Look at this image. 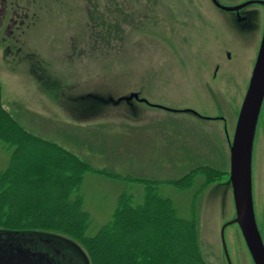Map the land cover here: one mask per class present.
Masks as SVG:
<instances>
[{"label": "rangeland", "instance_id": "374dc122", "mask_svg": "<svg viewBox=\"0 0 264 264\" xmlns=\"http://www.w3.org/2000/svg\"><path fill=\"white\" fill-rule=\"evenodd\" d=\"M89 1L36 0V15L29 13L35 22L20 28L22 42H13L12 48L2 34L8 19L4 21L0 26L3 108L31 134L68 149L95 169L113 170L125 178L85 176L81 194L91 217V233L111 220L124 191L134 196L135 204L142 203L144 189L135 179L161 182L179 179L193 168L213 169L204 172L210 183L196 199L202 176L188 192L163 184L159 192L173 200L183 218H190L196 203L201 257L207 264H227L221 229L235 216L228 140L232 141L248 85L249 58L258 47L259 28L234 34L225 21L223 29L226 17L209 0H115L114 13L108 17L117 30L111 27L110 35L102 19L110 0H98L97 40L91 37L95 33L90 26L96 29L95 24L88 23ZM230 48L236 50L228 60L225 53ZM216 65L224 73L218 72L217 78ZM225 70L240 75L226 76ZM131 94L150 105L125 100ZM167 108L220 115L225 123ZM258 134L254 199L264 241V110ZM8 163L9 154L0 143V171ZM1 232L10 233L6 243L31 247L56 263L91 264L84 247L59 232L0 228ZM224 242L231 264H253L237 225L226 227ZM154 256L160 258L158 253Z\"/></svg>", "mask_w": 264, "mask_h": 264}, {"label": "trees", "instance_id": "16d2710c", "mask_svg": "<svg viewBox=\"0 0 264 264\" xmlns=\"http://www.w3.org/2000/svg\"><path fill=\"white\" fill-rule=\"evenodd\" d=\"M97 2L89 1L88 23L95 24L96 29L90 26L95 33L91 37L98 40L101 20ZM114 2L110 0L104 5L106 15H102L110 35L112 28L117 30L108 17L110 12L114 13L111 9ZM103 38L108 39V35ZM0 143L9 154L8 166L0 171L1 229L67 235L84 247L91 264H207L199 252L196 203L190 218H183L173 200L159 192V185L185 193L202 176L204 181L194 196L196 199L210 183L204 172H214L213 169L197 167L179 179L161 182L135 179L144 189L142 203L135 204L134 196L124 191L117 199L111 220L91 233V217L84 210L81 194L85 176L91 173L124 181L122 175L109 169H95L68 149L31 134L3 108L1 98ZM72 176V181L66 180ZM154 253L160 254V258L156 259Z\"/></svg>", "mask_w": 264, "mask_h": 264}, {"label": "water", "instance_id": "95a60500", "mask_svg": "<svg viewBox=\"0 0 264 264\" xmlns=\"http://www.w3.org/2000/svg\"><path fill=\"white\" fill-rule=\"evenodd\" d=\"M212 2L219 7L215 0ZM222 7V6H221ZM233 11L236 8H222ZM135 99L147 105L145 99H139L136 94H131L125 100ZM264 101V30L261 38L257 58L249 79L237 121L234 128L232 141H229L228 173L231 188L235 217L221 229L223 251L227 264H231L225 242L224 230L230 225H237L243 238L246 249L253 264H264V243L258 230L253 189V149L258 119ZM160 108H164L161 107ZM174 112H190L198 115L192 109L175 110ZM264 155V153H263ZM262 169L264 171V157ZM256 186V184H255ZM10 234V233H9ZM0 233V264H60L56 263L48 254L34 251L31 247L17 246L12 242L6 243L8 235ZM21 235V234H14Z\"/></svg>", "mask_w": 264, "mask_h": 264}, {"label": "flooded vegetation", "instance_id": "af4514ba", "mask_svg": "<svg viewBox=\"0 0 264 264\" xmlns=\"http://www.w3.org/2000/svg\"><path fill=\"white\" fill-rule=\"evenodd\" d=\"M37 1H40V0H37ZM215 1L218 3V5H220L219 7H217L212 2V0H209L210 4L217 10V12L226 17V20H225L224 17L221 16L224 21V24L222 26L223 29L224 28L227 29L225 26V21L230 31H235L234 34H238L240 32H248L255 25H257V28H259L258 36L261 33L259 40L257 38V41L259 42V44H258L257 49L255 47L253 56L249 58V64L251 67L249 72L251 74L254 63H255L256 56L258 54V50L260 47L261 38H262L263 30H264V0H238V1L237 0H215ZM35 4H36V0H0V17H1L0 26H2L4 21L8 19V21L5 23L6 25L2 32V34L3 33L5 34L4 39L6 40V42H8L6 44L8 45L7 47L12 48V46H15L13 45L14 43L22 42L23 32L18 33V31L20 30V28H22V26H25L28 23L33 24L35 22V19H36L35 17L29 18L30 12L32 13V15H36ZM223 7L224 8H236V9L233 11H225L224 9H222ZM29 19H31V22L28 21ZM4 39L3 37L2 39L0 38V47L2 46L1 42L3 43ZM257 41H256V45H257ZM231 50L234 51L236 49L230 48V51H227L225 53L228 60L232 59ZM6 53L8 52L5 51L3 53L5 57H7ZM215 67H216L215 68L216 78L219 74L224 75V73L221 72L220 70L221 67L219 65H216ZM224 72L226 76H229V75L235 76V74L240 75L235 70H228L227 71L228 74L226 73V70ZM263 109H262V113H263ZM195 116L199 120L206 121V122H216L217 121V122L225 123V119L220 115L204 116L198 113V115H195ZM260 128H261V125H260ZM256 136H257V133H256ZM259 136L260 135L258 134V137Z\"/></svg>", "mask_w": 264, "mask_h": 264}]
</instances>
